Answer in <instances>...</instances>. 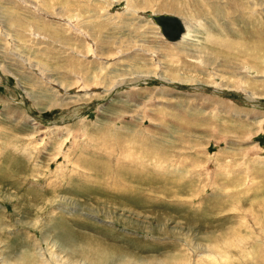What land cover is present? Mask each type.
Segmentation results:
<instances>
[{"label":"rangeland","instance_id":"1","mask_svg":"<svg viewBox=\"0 0 264 264\" xmlns=\"http://www.w3.org/2000/svg\"><path fill=\"white\" fill-rule=\"evenodd\" d=\"M0 264H264V0H0Z\"/></svg>","mask_w":264,"mask_h":264},{"label":"water","instance_id":"2","mask_svg":"<svg viewBox=\"0 0 264 264\" xmlns=\"http://www.w3.org/2000/svg\"><path fill=\"white\" fill-rule=\"evenodd\" d=\"M148 15L159 26L160 33L166 39L173 41L180 38L182 31H184V25L178 15L167 12L148 13Z\"/></svg>","mask_w":264,"mask_h":264},{"label":"bare ground","instance_id":"3","mask_svg":"<svg viewBox=\"0 0 264 264\" xmlns=\"http://www.w3.org/2000/svg\"><path fill=\"white\" fill-rule=\"evenodd\" d=\"M216 1V0H215ZM209 2V1H208ZM238 3V2H237ZM229 4V3H228ZM233 5L235 6V4L233 3ZM240 4H238V7L239 8H242V7H240L239 6ZM238 8V9H239ZM239 12V11H238ZM148 13H150V14H153V13H156V12H146V13H144V16L147 18V19H149L151 22H152V24H154L155 26H157V28H158V32L160 33V29H159V26L152 20V18H151V16L150 15H148ZM168 13V12H167ZM224 15V14H223ZM181 18V17H180ZM181 20H182V22H183V25H184V31H182V33H181V35H180V38H178L177 40H173V41H170V40H168V39H166L164 36H163V34L162 33H160L163 37H164V39L165 40H167V41H170V43L171 42H178V41H180L181 42V44H184V43H186V40L184 39V35H186V34H188L189 32H186L187 31V28H186V24L184 23V20L181 18ZM252 21V20H251ZM252 25L254 26V27H256V29H258L257 28V24H256V20H253L252 21ZM256 29H251L250 31H251V36L252 37H254L255 38V41H257L259 38H260V36H256V34H257V30ZM243 38V37H242ZM221 41V40H220ZM254 41V42H255ZM252 42V41H251ZM214 43V42H213ZM243 44V43H242ZM255 44H256V42H255ZM232 46H233V44H231ZM213 46V45H212ZM225 46V45H224ZM223 48H225V47H223ZM247 49H248V47H247ZM251 49V48H250ZM225 50H226V48H225ZM249 50V49H248Z\"/></svg>","mask_w":264,"mask_h":264}]
</instances>
